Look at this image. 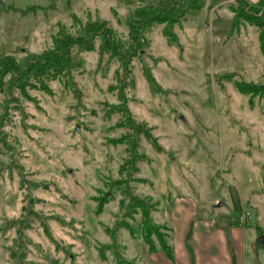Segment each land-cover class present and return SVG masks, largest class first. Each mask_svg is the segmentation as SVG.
I'll use <instances>...</instances> for the list:
<instances>
[{
    "label": "rangeland",
    "instance_id": "rangeland-1",
    "mask_svg": "<svg viewBox=\"0 0 264 264\" xmlns=\"http://www.w3.org/2000/svg\"><path fill=\"white\" fill-rule=\"evenodd\" d=\"M235 2L0 0V264H156L142 202L162 254L175 199L264 233V56L255 26L229 33ZM99 20L110 46L30 71Z\"/></svg>",
    "mask_w": 264,
    "mask_h": 264
},
{
    "label": "crops",
    "instance_id": "crops-1",
    "mask_svg": "<svg viewBox=\"0 0 264 264\" xmlns=\"http://www.w3.org/2000/svg\"><path fill=\"white\" fill-rule=\"evenodd\" d=\"M199 207L185 198L164 206L159 224L171 232L173 258L156 250L152 252L156 264H264V244L258 243L264 233L214 217L197 221Z\"/></svg>",
    "mask_w": 264,
    "mask_h": 264
},
{
    "label": "trees",
    "instance_id": "trees-1",
    "mask_svg": "<svg viewBox=\"0 0 264 264\" xmlns=\"http://www.w3.org/2000/svg\"><path fill=\"white\" fill-rule=\"evenodd\" d=\"M194 5L195 4L189 6L187 10H200L199 7H195ZM230 8L231 11L234 13V16L229 29V33L234 34L236 32H239L241 27L245 26V24L255 26L258 30L260 50L262 55L264 56V0H259L257 4H252L249 2V0H236L235 4H232ZM184 14L185 11L182 13V15ZM98 36L103 37L105 46H110V41L113 40V34L112 31L107 27V24L102 20L89 24L82 36L73 37L68 35L56 41V49L45 52L41 56H35L34 61H32V63L30 64V71L35 72L36 74L40 72H46L47 74H49L50 72L57 73V71H64V67H69L70 64V54L72 47L79 46L80 48H86L87 50H94V42ZM166 36L171 39V42L177 40V37L172 33H166ZM7 60L8 61L4 62L2 70H6L7 68L17 69V65L15 64V62H13L11 58H8ZM148 79L153 85V87L158 88V85L152 75H149ZM243 90L245 91V89ZM247 91L248 90H246V92ZM131 123L133 125L129 127L134 132L138 131V129H141L140 127H142L139 125L136 126L134 122ZM157 149L158 151H161L160 146H157ZM129 151H132V154H135L134 150ZM139 207L142 208L143 224L146 229L145 241L149 246V250L151 252H154L157 250V247L153 243L151 235L149 234L153 229L158 228L152 216V212L153 210H155V208L153 206L147 207L143 202L139 205ZM257 228L259 227L257 226ZM160 246L161 249L168 256V258L172 259V249L165 239H161Z\"/></svg>",
    "mask_w": 264,
    "mask_h": 264
},
{
    "label": "water",
    "instance_id": "water-1",
    "mask_svg": "<svg viewBox=\"0 0 264 264\" xmlns=\"http://www.w3.org/2000/svg\"><path fill=\"white\" fill-rule=\"evenodd\" d=\"M221 205H223L222 202L218 204V206H221ZM258 243L264 244V234H262V235L259 236Z\"/></svg>",
    "mask_w": 264,
    "mask_h": 264
}]
</instances>
